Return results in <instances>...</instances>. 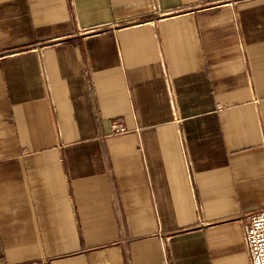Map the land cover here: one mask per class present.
<instances>
[{"label": "crops", "instance_id": "obj_1", "mask_svg": "<svg viewBox=\"0 0 264 264\" xmlns=\"http://www.w3.org/2000/svg\"><path fill=\"white\" fill-rule=\"evenodd\" d=\"M263 209L264 0H0V264H251Z\"/></svg>", "mask_w": 264, "mask_h": 264}, {"label": "built area", "instance_id": "obj_2", "mask_svg": "<svg viewBox=\"0 0 264 264\" xmlns=\"http://www.w3.org/2000/svg\"><path fill=\"white\" fill-rule=\"evenodd\" d=\"M114 132L127 131L121 123L111 121ZM244 241L251 264H264V209L249 216V221L243 227Z\"/></svg>", "mask_w": 264, "mask_h": 264}]
</instances>
